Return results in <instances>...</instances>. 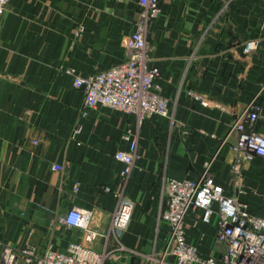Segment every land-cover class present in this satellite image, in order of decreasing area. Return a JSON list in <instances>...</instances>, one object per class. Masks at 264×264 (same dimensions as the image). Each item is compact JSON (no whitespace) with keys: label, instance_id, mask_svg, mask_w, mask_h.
<instances>
[{"label":"crops","instance_id":"crops-1","mask_svg":"<svg viewBox=\"0 0 264 264\" xmlns=\"http://www.w3.org/2000/svg\"><path fill=\"white\" fill-rule=\"evenodd\" d=\"M158 6L146 42L162 94L171 101L170 117L152 115L138 123L134 115L104 107L80 117L83 91L65 72L87 77L123 61L122 40L141 14L137 0L10 1L0 19V250L43 246L50 224L72 206L92 211L100 234L93 248L113 247L107 236L117 201L104 191L107 186L135 207L120 238L130 250L120 254L125 263L106 264H154L149 254L163 251L169 235L160 219L167 179L197 180L207 163L215 183L227 195L237 193L230 128L253 99L260 109L256 129L264 133L262 2L159 0ZM79 26L83 31L75 37ZM249 40L255 49L245 57ZM78 123L82 129L74 136ZM126 137L135 138L136 149L124 181L114 154L129 149ZM241 177L238 187L252 189L241 199L264 217V158L256 157ZM216 221L214 215L205 223L196 208L185 216L186 240L203 257H219ZM79 235L56 225L52 241L64 249Z\"/></svg>","mask_w":264,"mask_h":264},{"label":"built area","instance_id":"built-area-1","mask_svg":"<svg viewBox=\"0 0 264 264\" xmlns=\"http://www.w3.org/2000/svg\"><path fill=\"white\" fill-rule=\"evenodd\" d=\"M10 1L0 0V19ZM158 1L137 0L143 11L123 42L126 52L123 61L87 77L79 75L74 69L65 71L72 77L73 86L83 91L80 117L98 107L134 115L138 123L152 115L170 117L171 101L162 94L158 68L150 65L152 49L147 45L146 27L142 23L144 19L148 23L158 16ZM82 31L83 27L79 26L75 37H79ZM254 49L255 42L246 41L243 52L251 54ZM259 111L253 99L239 112L230 128V134L235 135V143L230 150L234 158L232 171L239 173L243 163L256 157L264 158V133L256 129ZM81 129L82 125L78 123L73 135H78ZM126 139L130 140L129 149L118 150L114 154V158L123 164L120 177L124 181L131 173L136 149L135 138ZM52 168L64 172L62 165L54 164ZM77 189L75 185L74 191ZM104 191L111 192L117 201V207L111 214L114 249H106L108 244L102 250L93 248L100 234L92 225V211L72 206L57 217L56 224H50L43 246L31 243L19 248L2 245L0 264H103L105 259H117L120 254L130 251L120 238L130 226L135 202L110 187H104ZM163 193L165 207L160 219L169 225V235L165 249L151 256L154 264H264V217L251 213L237 196L227 195L223 187L215 183L208 164H205L197 180L167 179ZM195 208L202 210L205 223L217 216L215 244L221 247L219 257L199 255L197 248L186 240L184 219L187 212ZM56 225L78 230L80 240L69 242L64 249L56 248L52 241Z\"/></svg>","mask_w":264,"mask_h":264},{"label":"rangeland","instance_id":"rangeland-1","mask_svg":"<svg viewBox=\"0 0 264 264\" xmlns=\"http://www.w3.org/2000/svg\"><path fill=\"white\" fill-rule=\"evenodd\" d=\"M261 2H262V5H263V9H264V1L263 0H260ZM142 11H143V9H141V13H142ZM140 16H141V14H140ZM140 19V18H139ZM139 19L137 20V22L139 21ZM136 22V23H137ZM142 23H143V25L146 27V29H147V20L146 19H144L143 21H142ZM128 36V35H127ZM126 36V37H127ZM125 37V38H126ZM125 38L122 40V44H123V42H124V40H125ZM250 41V40H249ZM246 43V42H245ZM244 43V44H245ZM243 48H244V45H243ZM244 53V52H243ZM252 54V53H251ZM251 54H243L245 57H250L251 56ZM256 104V103H255ZM257 105V104H256ZM246 107V106H245ZM244 107V108H245ZM259 107V106H258ZM105 108V107H104ZM243 110V109H242ZM235 122V121H234ZM233 122V123H234ZM233 125V124H232ZM234 135V134H233ZM234 137H235V135H234ZM33 141V140H32ZM234 143H235V139H234V141H233V143L230 145V147H229V149L231 150L232 149V147H233V145H234ZM232 154V153H231ZM255 159V158H254ZM254 159H252V160H250L249 162H246V163H243V165L239 168L240 169V171H239V173H237V171H232V169H231V164H232V160H234V158H233V155H232V160H231V162H230V172L232 173V175H234V185L237 187L236 188V190H237V193L236 194H233V195H235V196H237L238 198H239V200H241L242 202H244L246 205H247V203L245 202V201H243L242 199H241V196L242 195H246V193L247 192H250L252 189L251 188H249V189H247L246 190V186H244V184H243V186L245 187L244 188V191L241 189V188H239L238 187V182L239 181H241L242 182V172H243V170H245L251 163H252V161L254 160ZM207 164V163H206ZM241 192H243V193H241ZM247 207H248V205H247ZM107 240L108 241H111V239L113 238V236H112V234H111V232L109 231L108 232V236H107ZM106 249H114V248H112V247H108V246H106L105 247ZM124 253H130V251H126V252H124ZM157 252L154 250V251H152V253H150L149 254V256H148V258H149V260L151 259V256L152 255H154V254H156ZM155 256V255H154ZM109 261H116V262H122V263H125V261H126V259H122V257H119V258H117V259H105V261H104V263L103 264H106L107 262H109Z\"/></svg>","mask_w":264,"mask_h":264}]
</instances>
